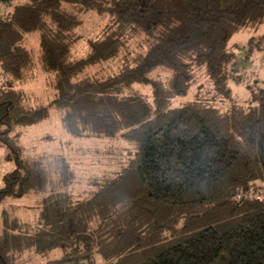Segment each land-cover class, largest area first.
I'll return each instance as SVG.
<instances>
[{
  "label": "trees",
  "instance_id": "trees-1",
  "mask_svg": "<svg viewBox=\"0 0 264 264\" xmlns=\"http://www.w3.org/2000/svg\"><path fill=\"white\" fill-rule=\"evenodd\" d=\"M88 13L109 21L76 59ZM262 27L264 0H26L0 13V144L14 164L1 178L0 203L35 194L44 205L35 223L5 211V224L31 234L38 251L59 250L42 264H264V78L248 70L256 54L264 57V32L231 45ZM138 35L145 41L130 52ZM30 36L40 68L55 76L49 106L31 104L18 88L31 69ZM108 61L122 64L114 75L86 74ZM194 69L206 71L221 103L176 105L189 95ZM231 85L244 89L246 102L234 101ZM51 107L73 138L136 148L86 200L71 193L76 174L66 157L54 167L23 145ZM9 249L0 246V264H13Z\"/></svg>",
  "mask_w": 264,
  "mask_h": 264
},
{
  "label": "rangeland",
  "instance_id": "rangeland-1",
  "mask_svg": "<svg viewBox=\"0 0 264 264\" xmlns=\"http://www.w3.org/2000/svg\"><path fill=\"white\" fill-rule=\"evenodd\" d=\"M26 0H12L10 3H0V13L11 10L15 5ZM84 25L79 30L80 40L77 42L74 57L80 59L85 57L90 49L88 42L96 39L103 33L109 18H103L96 13H88L83 16ZM264 32V27L259 30L246 29L237 34L231 41V45H244L251 37L260 36ZM145 41L144 36L138 35L129 40L130 52L138 49L140 43ZM33 56L31 69L18 88H21L28 95L33 105H51L56 97L55 76L52 73L44 72L39 66V45L35 36L29 37ZM122 64L119 61H108L95 65L87 70V75L97 78H106L114 75ZM249 72L255 78H264V57L256 54L252 63H249ZM159 78L165 80L170 74L168 72L157 73ZM194 83L189 95L186 98L177 100L176 105H182L190 100L202 97L222 102L220 96L216 94L211 81L204 69H194ZM253 77V78H254ZM1 80V78H0ZM233 86V85H231ZM234 87V86H233ZM136 90L145 95H152L151 87L135 86ZM234 91V101L244 103L247 100V93L241 87L232 88ZM181 100V101H180ZM229 104V103H227ZM22 142L30 154H47L51 164L56 167L52 160L57 163L59 157H66L76 174V182L71 187V193L78 200H86L96 190V183L103 179L113 178L120 172L129 160L134 157L136 148L119 139L109 140L106 138L83 137L73 138L67 132L63 112L55 107L50 108L49 118L42 123L28 128L22 137ZM9 152L0 144V183L4 174L13 169L14 164L8 158ZM54 156V157H53ZM264 198V194H263ZM43 197L31 195L22 199L6 198L0 203V246L8 244L12 255L13 264H42L47 259L60 256L59 250L38 251L34 237L29 233L15 232L11 224H5L2 217L3 212L9 214V220H16L23 224L35 223L38 221L43 210ZM7 231V232H6ZM18 234L15 237L13 233ZM9 239V241H8ZM17 240L23 245L31 243V247H25L22 251L16 245Z\"/></svg>",
  "mask_w": 264,
  "mask_h": 264
},
{
  "label": "water",
  "instance_id": "water-1",
  "mask_svg": "<svg viewBox=\"0 0 264 264\" xmlns=\"http://www.w3.org/2000/svg\"><path fill=\"white\" fill-rule=\"evenodd\" d=\"M1 1H3V2H7V1H10V0H1Z\"/></svg>",
  "mask_w": 264,
  "mask_h": 264
}]
</instances>
